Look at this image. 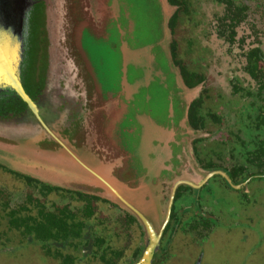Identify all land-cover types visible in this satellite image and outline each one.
Instances as JSON below:
<instances>
[{
    "label": "flooded vegetation",
    "instance_id": "flooded-vegetation-1",
    "mask_svg": "<svg viewBox=\"0 0 264 264\" xmlns=\"http://www.w3.org/2000/svg\"><path fill=\"white\" fill-rule=\"evenodd\" d=\"M203 1L66 0L50 77L30 16L21 79L40 112L0 92V264H187L175 257L192 233L201 248L193 264L209 249L211 264H234L219 248L241 249L244 264L264 244V30L253 21L255 11L264 21V0ZM78 25L97 39L119 35V82L91 78ZM219 50L236 65L216 67ZM8 138L31 150L13 153L21 144ZM40 155L80 177L45 179ZM109 171L141 191L134 202L149 231L93 187ZM148 238L159 247L143 261Z\"/></svg>",
    "mask_w": 264,
    "mask_h": 264
},
{
    "label": "water",
    "instance_id": "water-1",
    "mask_svg": "<svg viewBox=\"0 0 264 264\" xmlns=\"http://www.w3.org/2000/svg\"><path fill=\"white\" fill-rule=\"evenodd\" d=\"M41 4L44 6V32L49 52L51 67L50 77L54 74L55 70L53 68V62L56 56V50L59 49L61 40L64 37L62 27L64 25V8L66 0H0V92L16 91L19 95L27 99L24 101L29 102L34 113H39L40 110L37 105H34L28 100L27 95L24 93L21 79V66L24 61L26 50V25L34 8ZM18 127H14L16 132L21 130ZM8 139L15 140L17 143L21 144V147H17L16 150L13 151L15 154H25L26 151L31 150L27 144H23L18 139ZM9 151L10 149L8 148L7 152ZM40 154L44 156L50 155L45 152H40ZM41 155L40 160L45 162V165L50 166L44 176L46 177L45 179H57L59 182H71L72 177H80L79 169H75L77 167L65 164L61 165L62 163L58 165V159L42 157ZM13 158V161H15L16 159L14 155ZM64 160H67V158L62 159L61 161ZM45 170L40 169L41 172ZM88 177L89 173L83 168L81 172L82 180L80 183L86 184ZM108 177L111 179L109 178L107 184L99 183L98 185H93V187L104 189L107 194L111 196L108 197L111 201L117 203L133 214L140 221L143 228L149 231L148 226H150V224H148V221L143 215L138 214L140 212L137 210L138 208L134 202L139 201L141 191L130 187V185L122 182L117 177H114L110 171ZM144 199L145 198L142 197L141 207L144 206L147 209V206L143 205ZM158 247V242L156 245H153L151 239L148 238L143 261H147L153 256ZM142 264H144V262Z\"/></svg>",
    "mask_w": 264,
    "mask_h": 264
},
{
    "label": "rangeland",
    "instance_id": "rangeland-1",
    "mask_svg": "<svg viewBox=\"0 0 264 264\" xmlns=\"http://www.w3.org/2000/svg\"><path fill=\"white\" fill-rule=\"evenodd\" d=\"M205 1L206 0H204L202 3H204ZM200 7H201V5H199V8ZM257 7L256 8L253 7V10H255V9L257 10ZM64 10H65V8H64ZM254 14H255V16L253 17L254 24L257 26L258 29L264 30V21L260 19L261 12L255 11ZM137 24H140V23L138 22ZM137 24H136V28H137L136 33L138 34L139 33L138 30L145 28V27H144V25L141 26V24L140 25H137ZM147 28L149 29L148 30L149 33H153V31H155V27H154V24L152 22L147 25ZM89 31H90V29L88 27H86L84 25L79 26L78 31L76 32L75 43H77L79 48L82 49L84 59L87 62H89V64L91 65L90 66L91 78H93L94 81L98 82L97 80L102 81V78H106L108 76V78L105 79L106 82H108L112 78L114 79V82H119V80L122 76V72H121L122 71V68H121L122 55L120 53V47L118 45L119 35L116 32H112V33H110V36L107 38V40H103V39L95 38L93 36V34L89 33ZM206 39L208 40L209 37H206ZM223 50L225 51L224 48H223ZM219 52L222 55L220 57L218 56L219 58H217V60L215 59V62H213V63H215L214 65L216 67L220 68L223 66L230 67L233 64L236 65V63L233 61L232 56L228 58L220 50H219ZM214 84H215V81H214ZM152 103L154 104L155 101H152ZM138 104H139V107H141L140 101L138 102ZM143 108H144V110H142V111H145V112L146 111H152V109H153V107H151V106H143ZM128 124H129V121L124 123V127H123L122 131L125 130V128H126V126H128ZM124 132H126V130ZM120 133H121V135L124 134L123 132H120ZM126 135L127 134H124L125 140L128 138V136H126ZM16 198H24V197L23 196H17ZM190 236L191 237L189 238V240H187V243H188V245H191V247L184 249V253H180L178 251L179 254L175 257V259H178L177 262L186 258V259H188L187 264H193L197 260L199 254H200L199 251L201 250V248L198 244V241L195 242L197 240L196 234L192 233V235H190ZM215 238H216V235H215ZM214 239H206L205 240V244H206L205 247L210 246V248H212L213 243H214ZM174 251L177 252L176 249ZM211 252H213V251L212 250L210 251V249L208 252L206 251L205 252V258L203 256L204 254H202V256L204 258V260H203L204 264H211V262L216 260L214 258L215 255H213ZM215 252L218 254H221V255H224L227 252H230L224 257L226 260L232 258L233 256H236L233 259L234 264H239L240 262H242V261H240V258H241L242 252H243L241 249H234L231 252V249H227V251H223L222 249L219 248ZM202 256H201V258H202ZM257 257L258 258H264V244L259 246V249L257 251H255L253 256L249 257L244 264H255L257 259H258ZM175 259H172V260H175ZM218 260L223 261L220 258H218ZM241 264H243V262Z\"/></svg>",
    "mask_w": 264,
    "mask_h": 264
},
{
    "label": "trees",
    "instance_id": "trees-1",
    "mask_svg": "<svg viewBox=\"0 0 264 264\" xmlns=\"http://www.w3.org/2000/svg\"><path fill=\"white\" fill-rule=\"evenodd\" d=\"M31 16L36 19V25H37V32L39 33L38 34V37H39V40H40V46L41 49H43L45 51L46 49V45H47V42H46V35H45V32H44V28H43V25H44V14H43V7L38 5L34 8V10L32 11L31 13Z\"/></svg>",
    "mask_w": 264,
    "mask_h": 264
}]
</instances>
